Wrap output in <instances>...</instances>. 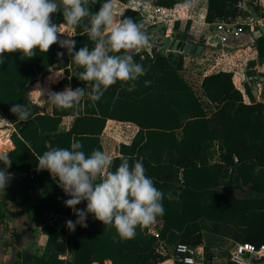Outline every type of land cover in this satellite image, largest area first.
Masks as SVG:
<instances>
[{"label":"trees","instance_id":"1","mask_svg":"<svg viewBox=\"0 0 264 264\" xmlns=\"http://www.w3.org/2000/svg\"><path fill=\"white\" fill-rule=\"evenodd\" d=\"M150 1L169 8L188 2ZM104 2L96 0L89 5L90 10L98 11ZM240 2L208 0L206 21L216 26L219 20L248 14ZM123 16L141 23L137 9L127 8ZM53 20L63 23L62 12L53 14ZM87 24L86 18L74 27L76 51L85 45L94 46L85 31ZM190 25L188 22L187 28ZM157 35L165 37L164 33ZM176 38L193 41L185 31ZM206 41L203 34L197 42L206 45ZM254 45L258 56L264 58V34L254 38ZM65 52L57 43L47 53L37 50L30 59H22L19 52L5 53L7 60L0 64V110L14 123L12 140H8V145L14 143V148L6 153L12 159L11 172L18 171L6 191H0V209L9 200L15 201L22 210L35 213L36 225L42 226L47 235L43 253H26V257H35L37 264H106L108 261V264H186L175 249L164 253L161 247L187 244L203 245L206 264H213L216 255L205 243V221L213 222L214 232L236 242L264 244V102L256 100L249 88L251 101L246 102L234 82L233 71L191 72L185 66L183 53H169L161 43L152 40L151 51L146 49L134 56L136 62L148 69L136 82V90L130 92L126 85L117 82L94 105L85 97L74 108L60 109L48 97L51 90L61 92L67 87L91 90V82L77 77L83 68L72 61L71 55L59 63ZM48 67L63 69L64 76L52 81L56 83L54 89L52 84L46 86L47 102L43 110L34 103L29 86L32 84L34 93L41 97L43 84L36 77ZM146 80L151 81L147 86ZM16 104H27L30 108L32 115L26 122L10 111ZM67 116H73V122L70 128L61 129ZM108 119L130 121L139 127L130 142L120 144L109 170H116L121 157H131L130 163L137 160L143 163L146 175L165 193V214L152 224L158 229V236L149 232L150 225L138 227L134 239L121 240L115 228L105 226L92 214L88 215L87 228L77 225L74 232L70 231L66 221L78 218L64 203L70 197L48 170L37 169L38 156L51 148H70L73 138L82 143L86 154L96 149L104 151L101 136ZM4 133L1 129L0 145H6L1 137ZM214 146L220 149L219 160L212 159ZM0 165L4 164L0 162ZM225 188L239 189L243 195ZM168 192L176 199L168 200ZM86 204L81 202L77 208L85 209ZM67 250L72 253L71 260L65 256ZM221 263L239 264L233 257H225ZM252 264H264V259Z\"/></svg>","mask_w":264,"mask_h":264},{"label":"clouds","instance_id":"2","mask_svg":"<svg viewBox=\"0 0 264 264\" xmlns=\"http://www.w3.org/2000/svg\"><path fill=\"white\" fill-rule=\"evenodd\" d=\"M95 3L96 0H0V64L7 60L5 53L19 52L22 59H30L37 50L47 53L57 43L67 48L72 61L83 68L77 77L91 82V90L67 87L61 92H48L50 101L60 109L74 108L85 97L94 105L117 82L126 85L130 92L136 90V82L148 71L134 59L151 46L144 25L132 17H121L117 0H105L98 11L92 12L89 5ZM195 3L196 0H188L186 6ZM61 12L64 22L57 24L53 14ZM86 18L85 31L94 46L85 45L76 51L75 40L61 36H70L65 25L74 28ZM150 83L145 81L146 86ZM10 111L21 122L32 115L27 104L13 105ZM82 148V143L73 138L70 148H51L37 157V169L48 170L70 197L64 203L78 217L66 221L70 231L74 232L77 225L87 228L88 215L92 214L105 226L115 228L121 240H131L138 227L146 228L165 214V193L146 175L141 161L130 163L131 157H121L116 170L110 171L113 158L108 153L96 149L86 154ZM0 162L5 165L0 170V191H6L13 178L7 170L12 159L7 153H0ZM166 195L168 200L176 199L171 192ZM84 201L86 208H77Z\"/></svg>","mask_w":264,"mask_h":264},{"label":"crops","instance_id":"3","mask_svg":"<svg viewBox=\"0 0 264 264\" xmlns=\"http://www.w3.org/2000/svg\"><path fill=\"white\" fill-rule=\"evenodd\" d=\"M117 1L121 2L119 0ZM143 1L151 4L146 9L154 8L155 11L160 10L162 13H170L171 18H169V22L171 23L167 25V36L176 38L177 36H181L182 32L185 31L188 32L190 36H192L193 41L191 42H196L195 44L197 45H203L199 44L197 41L199 40L201 35L205 33V27L209 24L206 21L208 0H196L194 6H186L188 2L180 3L173 8L156 5L150 0ZM123 4L126 5L127 3ZM253 8L256 11L258 9L257 7ZM134 9L142 11V9L137 7H135ZM248 13L251 12L248 10ZM260 19L261 16L259 14V19L256 20ZM188 22L191 23L189 28H187ZM260 29L261 27L256 28L255 30L249 28L251 33L247 31L246 33L242 34V37H240L242 39L239 41V43H237L236 40H231L228 42H210V40H213L215 36H212L213 34H211V39H207L206 45H203L204 48L200 53H183L185 59V66L188 67L187 63L194 62L192 65L193 67L195 66L194 70H197V72H200L202 70V74L218 70L233 71L234 82L238 86V88L243 92L244 100L246 102L251 101V97L247 91V88H249L253 97L256 100L264 102V78H261V76H264V58L259 57L257 51L254 48V38L260 36V33L258 32V30ZM147 50L151 51V48ZM165 50L175 52L174 50L170 49ZM255 69L257 70L253 71ZM55 70L60 71V69H54V73L56 72ZM42 83L43 89L46 88L44 82ZM29 88L31 92L32 84L29 86ZM41 98H43L42 95ZM40 107L44 110L46 104L40 105ZM73 119V116L65 117L63 123L61 124V129L70 128ZM118 122L133 124L139 130L138 125L133 122L119 121L116 119H108L106 127L108 128L110 125L117 124ZM106 127L104 129V132L107 131ZM12 132L10 133V136H8L6 139V145H8L9 138L11 139ZM136 133L134 134V136L136 135ZM7 148H9V145L7 146ZM12 148H14V143L11 144L9 150H11ZM0 212V264H37L35 262V257L25 256L26 253L32 255L42 254L47 242V235L43 232L42 226L36 225L37 217L35 213L32 211L28 212L22 210L21 207L13 200H9L8 203L5 204L2 209H0ZM108 263L109 261L106 264Z\"/></svg>","mask_w":264,"mask_h":264},{"label":"rangeland","instance_id":"4","mask_svg":"<svg viewBox=\"0 0 264 264\" xmlns=\"http://www.w3.org/2000/svg\"><path fill=\"white\" fill-rule=\"evenodd\" d=\"M150 5L151 4H149L148 2H144L143 0H138V2L136 4L135 3L134 4L127 3L126 5H124L122 2L117 1V11L121 15H123L127 8L137 7V8L142 9V11H140V12H141V16H142L141 22L144 25V30L146 32H153L156 37L159 36V35H157V33H162V34L164 33L165 37H167V34H166L167 27H168L167 25H169L171 23V22H169V18H171L170 13L169 12L168 13H162L160 10L155 11L154 8L153 9H146ZM65 30H66V32H68L70 34L71 37L68 36L67 33H65L61 36V39L73 40V36L75 34L74 28H69L68 26H65ZM247 31L250 32L249 27L246 26L244 31H243V34L246 33ZM204 34L206 36V39H209V40L211 39V34H213L212 36L215 35L214 38H217V36H218L216 27L214 25H210V24L206 25ZM147 35L149 36V34H147ZM208 36H210V37H208ZM240 37H242V36H240ZM240 37H238V38L236 37V38L230 39L228 41L236 40L237 43H239V41L242 39ZM151 41H152V37H149L150 45H151ZM150 48H151V46H150ZM168 52L173 53L171 51H168ZM175 52H179V51H175ZM173 54H175V53H173ZM193 63L194 62L187 63L188 67H186L191 72L195 71L194 70L195 66L194 67L192 66ZM256 70L257 69H255L253 71H256ZM60 71H59L60 75L58 78L52 79V77H49V74H45L43 76H41V74H40L38 77V81L42 80V82H44V84L46 86L48 84L49 85L52 84L51 89H54L56 83H54L52 81H55V80L59 81L64 76V70L60 69ZM201 72H202V70L200 72H197V70L195 71V73H197V74H201ZM51 92H52V90H51ZM31 96H32L34 103H36L39 107H40V105H45L47 102V99L45 98L46 97L45 88L43 89V93H42L43 98L36 95L34 93V91L32 90V88H31ZM0 129L5 130V133L2 134V136H1L4 141H6L7 137L10 136V133L14 130V123L1 110H0ZM137 130H138V128L136 126H134L133 124H130V123H125V122H122V123L118 122L117 124L110 125L107 128V131L104 132V134L102 135L104 152L108 153L111 157H114L116 154L119 153L120 144L122 142H130L131 139L133 138L134 134L137 132ZM7 146L8 145H0V153H6L7 151H9L10 146H9V148H7ZM212 159L213 160H219L220 159V149L218 146H214V148L212 149ZM225 189L228 192H231V193H234L237 195H243V192L239 189H235V188H225ZM151 227L158 230L155 227V225H152ZM204 234H205V243H207L211 247L212 251L216 255V258L214 259L213 264H222L221 262H222L223 258H225V257L231 258V251L233 250V248L236 244V241L234 239L227 237V236L223 235L222 233L214 232L213 222H211V221H205ZM66 237L67 236L64 235V238H66ZM201 246L203 247V249L201 248L200 250L201 251L203 250L202 252H205L204 246L203 245H201ZM161 249H163L164 252H166V251L171 252L172 250L175 249V246L169 245L168 248L166 246V249L163 247H161ZM65 256L68 260H71L72 259L71 251L67 250L65 253Z\"/></svg>","mask_w":264,"mask_h":264},{"label":"built area","instance_id":"5","mask_svg":"<svg viewBox=\"0 0 264 264\" xmlns=\"http://www.w3.org/2000/svg\"><path fill=\"white\" fill-rule=\"evenodd\" d=\"M247 2L259 9L257 11L261 19L256 20L251 13H248L230 20L217 21L215 25L218 32L217 38H219L220 42H228L230 38L240 37L246 26L252 30L264 27V0H241L240 6L245 10H247L245 7ZM149 232L156 236L159 235L158 230L153 227L149 228ZM201 248L203 249L202 246L191 247L187 244H177L175 246L176 252L181 254V259L186 264H206L205 252H202ZM231 257L235 258L239 264H252L257 260L264 259V244L257 246L250 242H236L231 251Z\"/></svg>","mask_w":264,"mask_h":264},{"label":"water","instance_id":"6","mask_svg":"<svg viewBox=\"0 0 264 264\" xmlns=\"http://www.w3.org/2000/svg\"><path fill=\"white\" fill-rule=\"evenodd\" d=\"M245 7L247 10H249L251 12L252 16L255 19H259L258 12L248 2L245 4ZM258 32L260 33V35L264 34V27L262 26L261 29L258 30ZM151 37H152V40L161 43L164 49L179 51V52L186 53V54L200 53L204 48L203 45H197L191 41L172 38L170 36H167V37L151 36ZM217 41H220L219 38H214L213 40L212 39L210 40V42H217ZM65 50H66V52H65L64 56L60 59L59 63H63L65 60L70 58V54H69L67 48H65ZM54 69H57V68L48 67L46 70H44L41 73V76H43L45 74H49V76H52L54 74V72H53ZM38 77L39 76L36 77V79H37L36 81H38ZM261 78H264V76H261ZM4 168H5L4 165H0V170H2ZM7 170L9 172H11V168H8ZM17 173H18V171L16 169L13 170V172H12L13 178L11 179V181H14V177L17 176Z\"/></svg>","mask_w":264,"mask_h":264},{"label":"bare ground","instance_id":"7","mask_svg":"<svg viewBox=\"0 0 264 264\" xmlns=\"http://www.w3.org/2000/svg\"><path fill=\"white\" fill-rule=\"evenodd\" d=\"M55 71H56V70H55ZM59 75H60L59 71H56L52 76H49V77H53V76H54L53 78H58ZM53 78H52V79H53ZM52 79H51V80H52ZM106 128H107V127H106Z\"/></svg>","mask_w":264,"mask_h":264}]
</instances>
